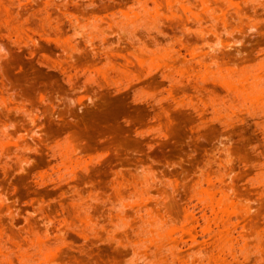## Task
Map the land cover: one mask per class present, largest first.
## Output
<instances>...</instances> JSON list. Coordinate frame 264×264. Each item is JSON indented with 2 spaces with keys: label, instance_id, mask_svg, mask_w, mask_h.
Instances as JSON below:
<instances>
[{
  "label": "rangeland",
  "instance_id": "1",
  "mask_svg": "<svg viewBox=\"0 0 264 264\" xmlns=\"http://www.w3.org/2000/svg\"><path fill=\"white\" fill-rule=\"evenodd\" d=\"M0 264H264V0H0Z\"/></svg>",
  "mask_w": 264,
  "mask_h": 264
}]
</instances>
